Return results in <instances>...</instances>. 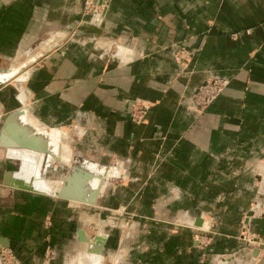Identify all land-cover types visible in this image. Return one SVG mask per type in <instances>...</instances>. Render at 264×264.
<instances>
[{
  "label": "crops",
  "instance_id": "obj_1",
  "mask_svg": "<svg viewBox=\"0 0 264 264\" xmlns=\"http://www.w3.org/2000/svg\"><path fill=\"white\" fill-rule=\"evenodd\" d=\"M83 5L0 0V73L25 76L0 84V110L22 109L48 134L78 130L75 157L82 163L128 162L119 205L136 198L143 215L212 217L216 235L203 264L239 251L241 218L254 204L264 207V182L255 181L264 163V0H112L100 27L79 25ZM179 52L189 56L180 61ZM214 77L230 85L198 115L192 97ZM139 102L148 109L136 124L130 114ZM13 140L0 138L6 147L0 149V251L13 253L18 264H65L97 236L81 219L111 207L112 193L103 195L109 179L102 192L94 190L98 206L87 201L94 191L87 197L81 186L71 200L15 187L16 179H27L17 176L22 160L12 153L20 149ZM158 157L165 162L154 173ZM44 158L43 152V171ZM70 167L55 170L67 174ZM79 169L90 175L87 183L94 178L86 166ZM249 230L264 239V215L251 219ZM141 236L139 259L126 264L201 263L189 231ZM103 238V252L113 248Z\"/></svg>",
  "mask_w": 264,
  "mask_h": 264
},
{
  "label": "rangeland",
  "instance_id": "obj_2",
  "mask_svg": "<svg viewBox=\"0 0 264 264\" xmlns=\"http://www.w3.org/2000/svg\"><path fill=\"white\" fill-rule=\"evenodd\" d=\"M86 1L87 0H84L83 11H82L79 23L83 20V14L85 11ZM236 36H242V33ZM188 56L189 55L184 52H179L177 53L176 58L179 59L180 61H184L186 57ZM7 74L9 73H0V76H1L0 79L2 78V76L5 77ZM14 75H15V71H14ZM13 76L10 79H6L7 77L3 78L0 84L2 86H7L9 83H11L10 81L12 82L16 81L17 83L23 82L21 78L22 76L21 77L20 76L13 77ZM211 81H218L222 85H224V83L226 82L227 83L226 89L230 85V81L228 79L214 77V78H209L205 80L201 85H199L198 88H200L202 85H206L208 82H211ZM198 88L196 91H198ZM195 95H196V92L194 93L192 97V104L196 107L198 115H203L204 113H206L222 96L221 95L208 108H206V106H203L202 107L203 109H202L201 106L197 104L196 99H194ZM147 109H148L147 105H144L141 102L136 103L135 109H133L130 114V120L136 124L143 123L145 121V115H146ZM18 111L23 112L22 114L25 115V112L22 109L13 111L12 113H6L2 109L0 110V134H1V130L3 129V126L6 123V120L8 119V117H10L11 115L15 114ZM26 130L30 131L29 129H26ZM62 133L64 134H61V135L59 134L60 135L59 142L61 141L60 142L61 144L69 145V147L71 148L72 150L71 151V155H72L71 164L70 165L64 164L63 161L58 160L57 157L56 159L53 158L50 155V151L48 152L49 155L46 154V158H44L42 161L43 165L45 166L44 171H43V166L41 168L39 164L42 158H40V160L38 161H34V166H35L34 177L42 181H46V182L54 181L58 183L60 191L63 188V185H64L63 182L65 181V178L71 171V167L75 165L76 162L81 161L82 163L85 160V159H80L78 157H75L76 142H77V137H78L77 133H79V131L78 130L74 131L73 128H71L68 130L65 129L64 131H62ZM2 148L5 149L6 147H0V149ZM37 153H40V152H37ZM40 154L43 155V152H41ZM19 157L22 160V165L20 169L21 170L20 174H18L17 176L18 177L21 176L25 179H28L27 178L28 173L22 172L25 169V168L23 169V166L25 165L30 166V162H32L33 159H28L29 161H27L25 157L22 158V156L20 155ZM74 159H75V164L73 163ZM52 160L54 162H59V163L51 164L50 161ZM164 162H165L164 157H158L155 160V164L153 165V169H152L153 172L155 173L162 166ZM20 164L21 162H19V165ZM36 164H39V169H37ZM49 164L50 166H48ZM93 164H95V166H98L97 163H93ZM61 165H64V167L67 165L71 166L67 174L64 173L65 174L64 175L60 171L55 170V169H58ZM100 166L103 167L110 175L107 186L106 184H101V187L103 188L101 189V192L104 190V187L106 186V189L104 190L103 195L106 192L112 193L113 200L111 201V207L103 206L102 208L95 209L93 212L94 219H91V221H88V222L87 221L84 222V220L81 219V223L85 224L84 228L88 232H92L91 234H96V235H98L99 233L107 234L108 239H110L114 245H113V248H108L104 252H102V254L97 260L93 259V261L96 264H126L128 262L137 261L139 257L137 254L134 253L137 250V246H138L137 241L144 240L146 242L145 237L141 235L143 233H147L148 231H151V230L153 231L156 229L166 230L168 232L172 231L173 233H177L183 230L191 232L193 235V238H192L193 250H195L200 256V262H201L200 264H203V259H205V257L208 256V251L210 250L213 244L215 235H216L215 234V226H216L215 224L216 223L214 219H212V217H209V216H206V218L204 216L193 217L191 215H185V216L181 215L180 216L179 215L180 213L178 215H174L171 217H168L167 215L161 216L157 214H154L153 216H147L137 211V207L135 206L136 198L132 200L129 204L119 205L118 191H120L121 187H125V185H127L130 181V172L128 168V162L118 157H111L108 163L101 164ZM60 179L61 181H57ZM22 180L25 181L24 179H21L19 181L22 182ZM255 181L257 183L264 182V163H262L260 166H257L256 173H255ZM25 183L27 184L26 181ZM36 191H41L42 193L50 192L56 197H58L59 195L58 193H54V192L44 190V189H40ZM98 200H97V203L95 204L96 206H98V202H99ZM263 215H264V207H261L260 205L257 206L256 204L250 207L249 211L243 215L239 223L240 224V234L238 238H236V241H238L240 245L239 251L229 253V254H221V255L213 257L216 260L215 264H260L264 262V239L253 234L252 231L249 230L250 220L253 218H259ZM83 245H84V249L79 254L71 256L65 264H91L89 261L88 262L84 261L82 263L78 262L79 261L78 258L80 257V255H84L83 258L86 257L85 254H86L87 242L86 243L84 242ZM246 250L248 252L252 251V257L250 259L243 260L242 255L239 253L242 251H246ZM132 253L134 254L132 255ZM0 264H18V263L13 253L9 251L1 250L0 251Z\"/></svg>",
  "mask_w": 264,
  "mask_h": 264
},
{
  "label": "bare ground",
  "instance_id": "obj_3",
  "mask_svg": "<svg viewBox=\"0 0 264 264\" xmlns=\"http://www.w3.org/2000/svg\"><path fill=\"white\" fill-rule=\"evenodd\" d=\"M97 5H104V3L103 2H100V3H97ZM105 6V5H104ZM86 26V25H85ZM10 75V76H9ZM14 75V71L13 72H11V73H9V74H7L5 77L4 76H2V78L0 79V81L2 82V79L3 78H6V79H10V78H12V76ZM25 76H22L21 78H22V80H24L25 78H24ZM23 113V112H22ZM11 119H12V121H10L11 122V124L12 125H15V126H19V127H21V128H25V129H29L30 130V132L32 133V135L31 136H29V140L30 141H28V139L27 140H20L19 139V141H21V143L23 142V141H28V142H30V143H32L31 142V140H34V141H36V145H38L37 146V148H38V150H40V149H42L43 147H42V145L46 148V151H50V155L53 157V158H55L56 159V157L58 158V160H60V161H63V163L64 164H68V165H70V160H71V157H72V155H71V148L69 147V145H65V144H61L60 142H59V139H56L55 137H58V136H60L59 134H48L46 131H44L41 127H39L38 126V124H36L35 123V121L34 120H32V119H30L28 116H26V115H23V114H19V111L18 112H16L15 114H13L12 116H11ZM34 131V132H33ZM4 136H6V135H4ZM4 136H2V137H4ZM12 136H14V135H12ZM8 137V136H7ZM18 138V137H17ZM10 139V138H9ZM44 140V141H43ZM7 141V140H6ZM6 141H5V143H6ZM14 141V140H13ZM8 142V141H7ZM9 143H11V141L10 142H8V144ZM19 143V142H18ZM25 143V142H24ZM29 143V144H30ZM12 144V143H11ZM13 144H17V143H13ZM35 147V146H34ZM20 149L22 150V149H24V150H22V151H20ZM20 149H15V150H12V153H14L15 155H20V156H22V158H24L25 157V159L27 160V161H29L28 159H33V161L32 162H30V168L29 169H32L31 170V172H29V171H27V172H29L28 173V179L27 180H25L26 182H27V184H26V186H25V184L24 183H21V181H18L17 179L14 181V186L15 187H21V188H24V189H28V191H32V192H36V193H41V194H47V195H52V196H54L52 193H42L41 191H36V190H40V189H44V190H48V191H51V192H54V193H58L59 195H58V197H60V198H62L61 197V194L62 193H64V192H66V194H68V197L69 198H72V195H73V193L75 194V192H78L77 191V188H79L80 186H81V188H79V190H82V189H85L84 190V192H85V194L84 195H86L87 196V194H86V192H88L89 191V193H90V191L91 190H97V189H99V190H101V184H104L103 183V181H106V179H109V177H110V175H109V173L103 168V167H100V166H95V164H91L90 162H84V163H81V165L80 166H82V167H87V169H89V172L91 171L93 174H94V178L93 179H91L88 183L85 181V178L86 177H83L84 175H82V171L83 170H80L79 168H78V170L76 171V174H75V178L71 181V184H70V186L69 187H67V189H66V191H64V185H63V188H62V190L60 191V188H59V186H58V183H56V182H54V181H48V182H46V181H42V180H39V179H36L35 177H34V172H35V166H34V161H38V160H40V158H42V154H40L41 153V151H38V152H40V153H37V151H34V150H32V149H27V148H20ZM17 150H19V151H17ZM24 160V159H23ZM57 160V161H58ZM24 162V161H23ZM58 163V162H57ZM82 169V168H81ZM24 171V170H23ZM22 171V172H23ZM85 174V173H84ZM20 179V178H19ZM24 181V182H25ZM65 182V181H64ZM63 182V183H64ZM85 182V184H82V183H84ZM79 183H81V185H79L78 186V184ZM86 183H87V189L84 187V185H86ZM23 184V185H22ZM78 186V187H77ZM83 187V188H82ZM60 191V192H59ZM77 194H81V191L79 192V193H77ZM56 195V194H55ZM84 195L82 194V196L81 197H84ZM74 197H77L76 196V194H75V196ZM88 197V196H87ZM74 199V198H73ZM79 201L80 200H82L81 198H77ZM75 200V199H74ZM88 202H89V200H87ZM90 203V202H89ZM97 236H100L101 238H103V237H105V234L104 233H99ZM95 238V237H94ZM104 239V238H103ZM104 241H105V239H104ZM94 242V239H93V241H92V243ZM92 243H90L89 245H88V248H87V251H86V257L85 258H83V256L84 255H80V257L78 258L79 259V263H82V262H90L91 264H96L94 261H93V259H98L99 257H100V255L99 254H96V253H91V252H89L88 251V249H89V247H91V245H92ZM95 257V258H94Z\"/></svg>",
  "mask_w": 264,
  "mask_h": 264
},
{
  "label": "built area",
  "instance_id": "obj_4",
  "mask_svg": "<svg viewBox=\"0 0 264 264\" xmlns=\"http://www.w3.org/2000/svg\"><path fill=\"white\" fill-rule=\"evenodd\" d=\"M100 2H103L105 6L97 5V3ZM111 2L112 0H87L83 14V20L79 23V25L100 27ZM226 85V82L224 85L218 81L208 82L206 85H202L200 88H198L194 99H196L197 104L201 106V108L203 106L208 108L224 93Z\"/></svg>",
  "mask_w": 264,
  "mask_h": 264
},
{
  "label": "water",
  "instance_id": "obj_5",
  "mask_svg": "<svg viewBox=\"0 0 264 264\" xmlns=\"http://www.w3.org/2000/svg\"><path fill=\"white\" fill-rule=\"evenodd\" d=\"M19 114H22V112L19 111ZM11 116L8 117V119L6 120V123L4 124L3 129L1 130L0 138H2V136H4V135H9V136L14 135V140H16L17 145L15 144V145H13V147H17V148L27 147V148L39 151L37 147H34V146L30 145L29 144L30 142H28V141H30L29 140V136H31L32 133L30 131H27L24 128L12 125L11 122H10V121H12ZM19 139L20 140H27L28 139V141H23L21 143V141H19ZM31 142H34V141L31 140ZM0 147H3V145L0 144ZM42 147L43 148L40 149V151L42 150L45 154H49L48 151H46V148L43 145H42ZM80 165L81 164L79 162H76V164L71 167L70 173L65 178L64 191H66L67 187L70 186L71 181L75 178L76 171L78 170L79 167H81ZM86 177H90V175H86ZM26 190H28V189H26ZM61 197L64 198V199L71 200L68 197V194H66V192L62 193ZM97 198H98V191H94L91 194V197L89 199V202L91 203V205H95V203L97 202ZM104 245H105L104 239L101 238L100 236H96L94 238V242L92 243L91 247H89L88 251L91 252V253H96V254L101 255L102 252H103V249H104Z\"/></svg>",
  "mask_w": 264,
  "mask_h": 264
}]
</instances>
